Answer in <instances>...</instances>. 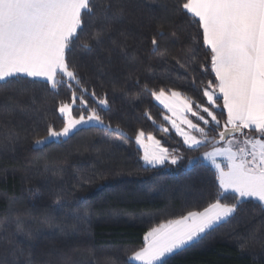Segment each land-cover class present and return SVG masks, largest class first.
Returning <instances> with one entry per match:
<instances>
[{
	"label": "trees",
	"instance_id": "obj_1",
	"mask_svg": "<svg viewBox=\"0 0 264 264\" xmlns=\"http://www.w3.org/2000/svg\"><path fill=\"white\" fill-rule=\"evenodd\" d=\"M93 2L97 15L86 18L66 54L90 91L107 93L105 123L119 125L128 139L90 125L37 145L50 123L57 131L62 127L56 108L70 100V90L54 91L44 81L0 88V264H25L29 258L32 264H125L150 228L203 211L216 199L214 169L189 163L211 146L184 148L163 119L166 112L143 91L145 84L156 91L173 89L206 104L202 88L214 75L200 67L207 53L202 40L193 39L196 25L178 9L183 0H111L107 19L99 11L106 0ZM158 31L163 38L158 37L153 53L151 40ZM96 32L100 43L93 39ZM83 42L91 48H83ZM73 115H79V106ZM188 118L197 122L191 114ZM138 130L163 147L180 148L184 159L177 165L145 166L135 143ZM221 202L232 203V194ZM17 221L34 236L22 255ZM169 264H264V208L245 200Z\"/></svg>",
	"mask_w": 264,
	"mask_h": 264
},
{
	"label": "snow or ice",
	"instance_id": "obj_2",
	"mask_svg": "<svg viewBox=\"0 0 264 264\" xmlns=\"http://www.w3.org/2000/svg\"><path fill=\"white\" fill-rule=\"evenodd\" d=\"M111 7V0L100 5L104 19ZM178 9L196 25L193 39L202 40L207 53V63H202L201 69L208 72L210 68L214 75L202 88L206 104L173 89L156 91L145 84L143 91L171 113L163 119L182 138L184 148L199 151L211 146L201 157H190L189 163L210 164L217 196L203 211H188L150 228L125 264H169L170 258L187 251L233 216L245 200L264 208V0H183ZM96 15L93 0H0V88L34 86L43 80L54 91L65 86L71 92L70 100L59 101L56 108L62 127L57 131L50 123L47 136L36 140L37 145L68 137L86 124L128 139L119 125L113 128L110 122L105 123L102 113L110 106L107 93L90 91L66 54L79 39L86 18ZM100 36V32L93 36L96 43L102 42ZM158 37L163 38L162 31L151 40L153 53L159 48ZM83 48L90 49L91 44L83 42ZM191 85L195 88L194 76ZM77 106L79 115L75 116ZM218 112L226 115L223 122ZM188 113L197 122L189 119ZM144 115L153 120L147 111ZM161 130L169 131L167 127ZM213 131L215 135L210 136ZM135 143L143 150L140 158L144 165L152 168L177 165L184 159L180 148L163 147L151 134L145 140L142 130L136 132ZM227 193L232 194V203L221 202ZM84 219L87 221V216ZM15 235L21 238L22 255L23 246H31L33 233L17 221ZM25 264H32L31 259Z\"/></svg>",
	"mask_w": 264,
	"mask_h": 264
},
{
	"label": "rangeland",
	"instance_id": "obj_3",
	"mask_svg": "<svg viewBox=\"0 0 264 264\" xmlns=\"http://www.w3.org/2000/svg\"><path fill=\"white\" fill-rule=\"evenodd\" d=\"M155 101V100H154ZM155 103L158 105V106H160L165 112H166V115H171V113H168V111L166 110V109H164V107H163V105H161L158 101H155ZM190 115V113H188V116ZM167 122V121H166ZM167 124L169 125V128L176 134V132H175V129H173L172 127H171V124H169L168 122H167ZM88 126H90V125H88V124H86V125H81V126H78V129H80V128H83V127H88ZM74 131H76V130H74ZM148 135H145V140H146V137H147ZM65 138H67V137H61V138H58V139H65ZM181 138V137H180ZM182 139V138H181ZM54 140H57V139H54ZM50 141V140H49ZM137 145V144H136ZM137 147L140 149V147L137 145ZM211 149H209V150H207V151H210ZM140 151H141V153H142V155H143V150L142 149H140ZM202 156V154H200V156L199 157H201ZM218 159H220V158H218ZM203 163H205V164H207V165H209L210 166V164L208 163V162H203ZM146 166V165H145ZM150 167V166H149ZM157 167H161V166H157ZM156 168V167H155Z\"/></svg>",
	"mask_w": 264,
	"mask_h": 264
},
{
	"label": "crops",
	"instance_id": "obj_4",
	"mask_svg": "<svg viewBox=\"0 0 264 264\" xmlns=\"http://www.w3.org/2000/svg\"><path fill=\"white\" fill-rule=\"evenodd\" d=\"M40 81H43V80H40ZM45 82V81H44ZM228 219V218H227Z\"/></svg>",
	"mask_w": 264,
	"mask_h": 264
}]
</instances>
